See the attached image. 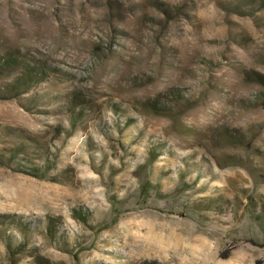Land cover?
<instances>
[{
  "label": "rangeland",
  "instance_id": "rangeland-1",
  "mask_svg": "<svg viewBox=\"0 0 264 264\" xmlns=\"http://www.w3.org/2000/svg\"><path fill=\"white\" fill-rule=\"evenodd\" d=\"M8 54L0 264H264V0H0Z\"/></svg>",
  "mask_w": 264,
  "mask_h": 264
},
{
  "label": "trees",
  "instance_id": "trees-1",
  "mask_svg": "<svg viewBox=\"0 0 264 264\" xmlns=\"http://www.w3.org/2000/svg\"><path fill=\"white\" fill-rule=\"evenodd\" d=\"M240 5V4H239ZM36 65V66H34ZM30 65L26 60L20 58L18 55L8 54L4 55L0 58V98L7 99V98H17L18 100H26V103H20L21 106L26 107L27 109L30 107L35 106H43L46 102H42L38 104L39 97L38 96H31V97H24L21 94L25 93L31 88L36 87L38 84L42 82H46L47 74L43 67L38 64ZM258 80L264 84V80L261 77H258ZM48 105V104H46ZM149 107L153 109L156 113H162V109L158 107L156 103L148 104ZM46 110V109H42ZM229 143H236L235 141H228ZM38 172V169H32ZM30 173L33 176H36L37 173ZM74 216L81 220L82 222L86 223V216L81 214L79 210H76ZM4 217V216H2ZM4 221L6 217L3 218ZM49 219V223L46 227V231L50 236L55 234V224ZM53 238V237H51ZM55 238V237H54ZM54 240V239H53ZM6 248L8 252H10V258L13 259V254L19 253L23 246L17 245L14 247L10 241H6ZM67 247H64L66 250ZM12 261V260H11ZM46 262V261H45ZM44 264H47L44 263Z\"/></svg>",
  "mask_w": 264,
  "mask_h": 264
}]
</instances>
